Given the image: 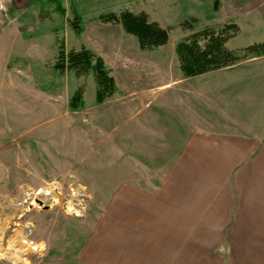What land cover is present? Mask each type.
Wrapping results in <instances>:
<instances>
[{"label":"rangeland","instance_id":"obj_1","mask_svg":"<svg viewBox=\"0 0 264 264\" xmlns=\"http://www.w3.org/2000/svg\"><path fill=\"white\" fill-rule=\"evenodd\" d=\"M123 10L147 13L168 30L167 43L140 49L119 23L98 18ZM203 30L222 32L226 48L242 56L247 46L264 44V0H0V251L19 230L25 238L0 264H77L109 197L127 183L150 188L165 173L136 147L137 116L164 114L169 95L181 104L188 87L199 102L201 85L210 93L217 83L263 81L264 52L185 76L175 47ZM81 48L100 57L114 79L115 92L101 103L91 71L56 67L60 50ZM78 89L82 106L71 109ZM154 92L156 102L165 95L162 106L151 105ZM250 237L253 245L249 236L229 239L233 247L264 248V236ZM227 246L207 259L264 264V250Z\"/></svg>","mask_w":264,"mask_h":264},{"label":"crops","instance_id":"obj_2","mask_svg":"<svg viewBox=\"0 0 264 264\" xmlns=\"http://www.w3.org/2000/svg\"><path fill=\"white\" fill-rule=\"evenodd\" d=\"M185 90L179 106L168 92L164 114L136 118V147L165 166L163 177L150 188L127 183L109 197L77 264H217L208 251L224 245L264 250L229 239L249 236L253 245L250 236H264V79L217 83L210 93L201 85L199 102ZM152 94L151 105L162 106L165 95L156 102Z\"/></svg>","mask_w":264,"mask_h":264},{"label":"trees","instance_id":"obj_3","mask_svg":"<svg viewBox=\"0 0 264 264\" xmlns=\"http://www.w3.org/2000/svg\"><path fill=\"white\" fill-rule=\"evenodd\" d=\"M59 11L64 12L60 5H57ZM102 21L119 23L123 30L132 34L138 43L140 49H153L165 45L169 39L168 30L160 26L156 21L149 19L147 13L133 12L123 10L119 13L109 12L101 14L98 17ZM75 27L78 30V23ZM182 22L181 26L191 28L190 24ZM232 27L233 25H229ZM204 39L200 44L199 38ZM227 38L221 32L203 30L191 36L189 40L177 43L175 50L179 59L180 69L185 76H194L207 71L217 69L234 63L236 60L264 52V44L258 43L247 46L242 56L233 54L226 48ZM56 67L61 71L73 70L75 73L91 71L95 83V102L101 103L105 98L115 92V83L108 69L100 57L95 56L90 50L81 48L79 50H70L64 53L60 50ZM82 93L78 89L73 92L69 98L71 109H78L82 106Z\"/></svg>","mask_w":264,"mask_h":264},{"label":"bare ground","instance_id":"obj_4","mask_svg":"<svg viewBox=\"0 0 264 264\" xmlns=\"http://www.w3.org/2000/svg\"><path fill=\"white\" fill-rule=\"evenodd\" d=\"M25 235V234H24ZM19 236L20 237V241L22 240H25L22 232L19 230L15 236L11 237L9 240H8V244H7V247L3 250V251H0V258H3L4 256H6V254H9V252H12V254H15L17 253L18 250L15 246L18 244L19 242ZM8 256V255H7Z\"/></svg>","mask_w":264,"mask_h":264},{"label":"built area","instance_id":"obj_5","mask_svg":"<svg viewBox=\"0 0 264 264\" xmlns=\"http://www.w3.org/2000/svg\"><path fill=\"white\" fill-rule=\"evenodd\" d=\"M41 192H42V191H41ZM39 193H40V192H39ZM43 193H44V192H43ZM44 194H48V193H44ZM25 201H26V200H25ZM32 246H33V247H32ZM32 246H31V248H32L33 250H37V247H38V246H36L35 244L32 245Z\"/></svg>","mask_w":264,"mask_h":264}]
</instances>
